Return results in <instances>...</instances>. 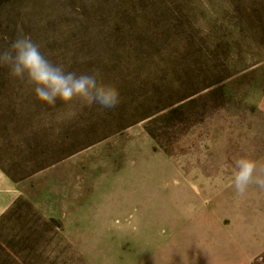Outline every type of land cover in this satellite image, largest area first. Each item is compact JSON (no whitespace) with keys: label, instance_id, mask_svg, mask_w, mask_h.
Listing matches in <instances>:
<instances>
[{"label":"rangeland","instance_id":"1","mask_svg":"<svg viewBox=\"0 0 264 264\" xmlns=\"http://www.w3.org/2000/svg\"><path fill=\"white\" fill-rule=\"evenodd\" d=\"M21 33L122 102L0 70V264H264V184L230 183L242 157L264 180V0H0V46Z\"/></svg>","mask_w":264,"mask_h":264},{"label":"clouds","instance_id":"2","mask_svg":"<svg viewBox=\"0 0 264 264\" xmlns=\"http://www.w3.org/2000/svg\"><path fill=\"white\" fill-rule=\"evenodd\" d=\"M0 70H6L11 79L28 85L36 99L49 107H55L58 101L67 104L78 100L82 105H94L100 111H107L122 102L118 85L105 78L101 66L69 70L63 63L51 59L28 34H17L7 40L6 46H0ZM261 167L256 159L235 160L231 186L242 195L251 184H264L257 175Z\"/></svg>","mask_w":264,"mask_h":264},{"label":"crops","instance_id":"3","mask_svg":"<svg viewBox=\"0 0 264 264\" xmlns=\"http://www.w3.org/2000/svg\"><path fill=\"white\" fill-rule=\"evenodd\" d=\"M21 195V186L0 167V216L7 211ZM242 244V238L239 237ZM244 242V241H243ZM245 244H248L245 242Z\"/></svg>","mask_w":264,"mask_h":264},{"label":"trees","instance_id":"4","mask_svg":"<svg viewBox=\"0 0 264 264\" xmlns=\"http://www.w3.org/2000/svg\"><path fill=\"white\" fill-rule=\"evenodd\" d=\"M172 110H173L172 112L174 113V112H177L179 109H175V108H174V109H172ZM152 134H153V136H155L154 133H152ZM17 200H18V199H17ZM16 202H17V201H15V202L13 203V205H15Z\"/></svg>","mask_w":264,"mask_h":264}]
</instances>
